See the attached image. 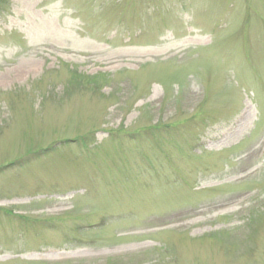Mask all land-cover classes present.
<instances>
[{
  "label": "rangeland",
  "instance_id": "1",
  "mask_svg": "<svg viewBox=\"0 0 264 264\" xmlns=\"http://www.w3.org/2000/svg\"><path fill=\"white\" fill-rule=\"evenodd\" d=\"M0 264H264V0H0Z\"/></svg>",
  "mask_w": 264,
  "mask_h": 264
}]
</instances>
